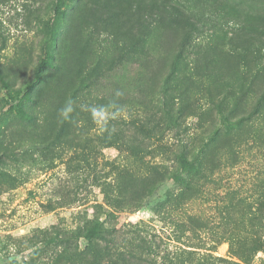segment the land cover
Returning <instances> with one entry per match:
<instances>
[{"label":"rangeland","instance_id":"obj_1","mask_svg":"<svg viewBox=\"0 0 264 264\" xmlns=\"http://www.w3.org/2000/svg\"><path fill=\"white\" fill-rule=\"evenodd\" d=\"M169 1L0 0V264H264V0Z\"/></svg>","mask_w":264,"mask_h":264},{"label":"trees","instance_id":"obj_2","mask_svg":"<svg viewBox=\"0 0 264 264\" xmlns=\"http://www.w3.org/2000/svg\"><path fill=\"white\" fill-rule=\"evenodd\" d=\"M196 2H201L203 0H195ZM206 2H212L215 7L219 8H233V9H242L240 6L242 3H244V0H204ZM150 6L146 8V13L148 17H157L159 19H165L169 20L170 22H176L183 24L185 26H189L190 28H193L196 24V21L202 20V18L206 17V11L204 9H198L197 11H189L182 5H177L174 3H171L169 0H150ZM139 7V6H138ZM132 11H136L137 7H131ZM220 10V9H219ZM263 10V9H262ZM137 12V11H136ZM217 11L212 12V14H216ZM256 17V20L260 22V25L264 27V12L257 11L254 14ZM219 118L220 121L223 124L231 123V119L223 112L219 111ZM177 160L178 162L188 167L192 170H196V165L189 159L187 154L179 153L177 154ZM258 243H260V240H257ZM238 245L237 249L235 250L234 247ZM232 250L235 252L234 254L240 255L242 258H245V251L243 250L244 245H249V241L247 239L237 243L231 242L230 243ZM256 245H252V247H255ZM216 248V247H214ZM215 250V249H213ZM259 250V249H258ZM228 264H240L238 262H231L226 260Z\"/></svg>","mask_w":264,"mask_h":264},{"label":"clouds","instance_id":"obj_3","mask_svg":"<svg viewBox=\"0 0 264 264\" xmlns=\"http://www.w3.org/2000/svg\"><path fill=\"white\" fill-rule=\"evenodd\" d=\"M72 109L70 106L66 107L65 109H63V113L66 115L68 112H70Z\"/></svg>","mask_w":264,"mask_h":264}]
</instances>
